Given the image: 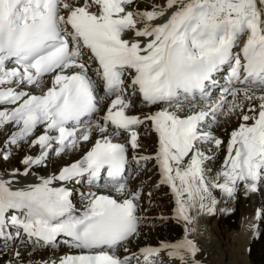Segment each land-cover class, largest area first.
I'll use <instances>...</instances> for the list:
<instances>
[{
  "label": "snow or ice",
  "instance_id": "6c2138e0",
  "mask_svg": "<svg viewBox=\"0 0 264 264\" xmlns=\"http://www.w3.org/2000/svg\"><path fill=\"white\" fill-rule=\"evenodd\" d=\"M134 3L0 0V104L14 105L0 110V128L15 126L18 131L8 143L17 144L32 136L37 126H45L44 134L31 141L32 146L39 145L40 155L27 156L22 163L29 168L43 164L53 143L58 145L55 151L59 155L77 147L80 140L88 141L94 129L101 136L82 160L63 167L59 175L41 178L39 184L14 190L10 181L0 180V232L9 210L22 211L23 219L11 216L12 225L48 244L63 234L70 238V247L82 250L79 255L61 257L58 264H131L132 257L121 259L105 250L136 236L142 219L137 215L142 193L130 190L125 176L128 147L112 137L127 131L131 147L138 148V133L133 126L144 120L152 121L158 134L154 158L160 167L161 183L170 186L175 217L186 225L193 222L192 208L215 214L213 188L234 198L241 182L246 193H255L264 184V95L256 97L258 107L249 109L253 115H243V123L231 133L224 166L218 173L222 183L206 177V157L196 147L197 142L210 141L217 147L223 143L211 132H202L201 124L210 116L215 120L228 104L229 95L233 97L229 111L240 107L235 103L239 89L231 85L241 81L242 73L244 81L264 86V0H166L145 10L134 8ZM129 32L133 34L131 39L126 38ZM245 37L242 55L234 53ZM92 61L97 65L95 76L103 84L105 96L98 95L97 80L89 75ZM9 63L15 66L9 67ZM225 64L232 65L228 86L218 101L209 103V84H215L213 74ZM128 71L134 72L131 85L144 102L166 106L143 120L128 115L131 101L124 95ZM45 76H51L52 83L42 94L23 90L39 86ZM197 94L205 101L204 108L181 115L178 101H194ZM244 96L253 99L247 90ZM106 97L114 98L102 120L93 124L91 118L101 111ZM3 158L7 159V154ZM105 170L112 187L125 198L88 192L84 194L87 205L79 215L69 199L71 191L51 186L84 173L92 184ZM23 174H28L27 169ZM260 215L258 212L257 218ZM189 231L186 228L179 242L142 248L145 264H154L152 258L165 249L186 264L188 257L191 264H199L195 257L200 249L188 238Z\"/></svg>",
  "mask_w": 264,
  "mask_h": 264
},
{
  "label": "bare ground",
  "instance_id": "6f19581e",
  "mask_svg": "<svg viewBox=\"0 0 264 264\" xmlns=\"http://www.w3.org/2000/svg\"><path fill=\"white\" fill-rule=\"evenodd\" d=\"M165 2H166V0H135V3L133 5V7L134 8H137L139 10H145V9H151V7L153 5H157V4L158 5H163V4H165ZM157 22L159 23L160 21H157ZM132 37H133V34L131 32H129V33L126 34V38L131 39ZM84 59L87 61L88 60V56L85 55ZM92 64H95V62L94 61L90 62V66H92ZM14 66L15 65L13 64L11 67H14ZM89 75H91L94 80H97V77L95 76L94 69H92V71H89ZM51 83H52L51 76H46L44 78V80H43V83L40 84L39 86H35V85L27 86L23 90L24 91L29 90L28 92H31L32 94L39 95V94H42L44 91H46L48 87H51ZM18 90H19V88H18ZM97 91H98V95L105 96V91H104L103 85L101 83H98V81H97ZM100 91H101V93H100ZM133 92L136 95H139L138 91H136L135 89H133ZM258 96H260V94H257L256 96H252L253 99L248 100V99L245 98L244 94H241V91L239 90V92L237 93V96L235 98V103L238 104V105H240V107H238L233 112H230L229 111V107H231V105L233 103V97L230 96V95L227 96V100L229 102L226 105V107L223 110V112H221V114L217 118V119H219V123L215 124L214 127L211 128V130H209V131L214 133V131H216V127L219 126V125H222V123H224L226 125L227 124L234 123V122H231L232 121V118L234 116L238 115V114H242V116L243 115H250V116L253 115V113L250 112L249 109L250 108H253V107H258V105L260 103V101L258 99H256V97H258ZM111 99H112V97H106L105 98L103 104L101 105V109L102 110L105 109L110 104ZM140 104H142V105L139 107ZM248 104L250 105L249 107L247 106ZM131 106L127 109V112L128 113H141V114H144V115H148V113H149V112L147 113L148 110H144L146 108V106L143 104V100L142 101H134L133 100V104H131ZM204 106H205V101L193 102L192 103V106L190 108V111L191 112L192 111H199L201 108H204ZM5 107H9L10 108V107H14V105L1 106L0 107V110H2ZM162 107H165V106L160 105V107H154V108L153 107H150V110L149 111H153L154 109H156L157 111H159ZM181 107H182L183 110L180 113L181 114H186L188 112V110L184 106H181ZM241 108H242V111H241ZM129 109H130V111H129ZM171 109L172 108H170V110ZM103 113L104 112L102 111V112H98V113L93 114L92 123L95 124L96 122L101 121L102 120ZM152 113H154V112H151V114ZM139 117L143 120L142 116H139ZM217 119L212 120V118L210 116L209 118H207L201 124V127L206 128L207 127V125H206L207 123L210 124V123H212L214 121H217ZM145 121H148L150 124H153L152 121H150V120H144V122ZM242 122H243V120H242ZM248 123L251 124L252 121L250 120V121H248ZM7 125H9V124H7ZM7 125L4 126L5 127L4 130H5V133L6 134H10V133L13 134L14 132L18 131V129L15 126H13V125L7 126ZM141 125L142 124H140L139 126H133V130H135L138 134L140 133L139 132V129H142ZM81 127H83V125H81ZM231 127H234V125L231 126ZM96 131L97 130H95V129L93 130L92 136L89 139L90 142L87 144V145H89L88 148L97 139V136H96L97 133H96ZM151 131H153L155 133V136H156V142L155 143H158V141H157L158 140V134L154 131V129L151 130ZM44 132H45V129L41 130V133L39 135L44 134ZM0 133H2L1 132V129H0ZM111 133H113V129L111 130ZM120 136H123V138L120 137ZM0 137H1V135H0ZM36 137H38V135ZM141 137H139V135H138V144H139V139ZM2 138H0V139H2ZM35 138H32L30 140V142L27 144V146H28V148H27L28 154L26 155V157L27 156L38 157L40 155V154L39 155L37 154L38 152L41 151L39 145L32 146V144H31V141L34 140ZM112 138H113L114 141H118L119 143H125L127 145V147H128V156H129L128 157V162H129L130 168H131V172L130 173H135L137 171H140L141 169L139 168V165L146 163L148 165V167H152V168L154 167L155 170H156V172L160 174L159 164L156 161V159L153 157V156H155L154 154L153 155H150L153 158L152 159H149L147 161L140 160L139 158L141 156L140 157H135V158L133 157V155L136 154V153H133V151L139 149L140 146L138 148H135V149H133L131 147V145L129 143V139H130V133L129 132L121 130L120 131V135H118V136L117 135H113ZM216 138H219L221 140V137L219 135ZM22 142L23 141H20L17 144H21ZM82 143H86V141L80 140V142H79V144H78L77 147H75V148H68L64 152L60 153L59 155H62L64 153L68 152V151H69L68 154L72 153L74 150H77L78 151L79 150V147H81V149H82ZM228 144H229V142L227 143V147H228ZM57 147H58V145L54 146V148H52V150H49L47 159L45 160V162L43 164H46L47 163V160L49 158H51V156L53 157L54 154H56L55 149ZM220 147H221V145L219 146V148ZM54 151H55V153H54ZM214 151H215V148H213V150L212 151H209V152L213 153ZM0 152H2V150H0ZM205 152L208 153V151H205ZM202 153H203V151H202ZM136 155H139V154H136ZM190 155H191V153H190ZM226 156H227V154H225L224 159L220 163V166L218 167L217 171H215L213 169L214 166L212 165V163L215 162L217 159H219L221 157L220 151H218V153H216L214 155L211 154V156L208 157L210 159L207 158L203 162V165H205V172L207 173L206 170H208V165H212L211 168H212V172H213V178L215 180H218V182H221V183L223 182V177L222 176H218V173L222 170V168L224 166V161H225ZM187 159L188 158L186 157L185 158V164L187 163ZM11 161H12V159H11ZM13 162H16V161L13 160ZM43 164H41V165H43ZM41 165H32L29 168L28 166H26L24 163L21 162V164L16 165V169L22 172L24 170V168H25V170L29 168L31 170V173H33V169H32L33 166H36L35 167L36 169H41ZM152 168H150V169H152ZM16 169L14 168L11 171H8L7 173L10 172L12 174L13 172H16L17 171ZM0 175H1V173H0ZM7 176H10V175H6L5 177H7ZM146 176H147V178H151L150 177V174H147ZM86 177H88V176H86ZM151 179H153V178H151ZM35 180H37V176L33 177V179H30L31 182H33ZM82 180H84L85 183L87 185H89L88 187H86L83 190H81L80 187H79L80 186L79 183H82L83 182ZM28 183H29V180H28ZM71 183H74V185H75L76 195L78 194V190L83 191L84 194L88 193L87 192L88 190H90V191H92V190H98L97 187L100 188V190H101V187L99 186V183L97 181L94 182L96 184L87 183L84 176L81 177L79 181H76V180H73L72 179L71 180ZM159 183L160 184H158V185H163L161 182H159ZM260 186L262 187L263 184L260 185ZM128 188L130 190H132L133 192H136L137 191V190H135V188H134V186H133V184L131 182L128 184ZM216 190H219V188H216ZM258 192H260V191H257L255 193H246L244 186H243V189H242V192H241L244 195V197H246L247 201L245 200L246 201V204L244 206H242L243 208L241 210L242 211V214H241L240 221H239V228H238V230H236L237 232L235 231V233L233 234L234 235L235 246H233L232 248H229V252H231V255L234 258V263L235 264H250L247 261L248 260L247 257L250 256L251 243L254 241V238L256 237L257 233H259V231H260L259 230L260 229V222L263 219V215L262 214L260 215L259 218H257V212H258V210L260 208L262 210L263 207H264V200H263V202H261V201L258 200V197H257ZM112 193L114 194L115 197H117L119 199H121L122 197H124L120 193L116 192L115 190H113ZM84 194H82V196L80 198H76L78 204H81V203L82 204L83 203L86 204L88 202L87 199L85 198V195ZM224 196L225 197H223V199L221 201H217V203L215 205V209H216L215 213H217V210H218L217 207H219V206L221 207L222 206L221 204L224 203V201H225V199L227 197L226 195H224ZM141 202H142V198L138 201V208L140 207ZM197 211L201 212L198 209V207L197 208H192L190 210V215H191V217H193V222L191 224H187V227H186L188 229H191V231H189L187 233L188 234V238L194 240L195 242L200 241V240H202V242H203V240L207 242V237L206 238H203V236H206V235H209V234H207L205 230H202V228H201V231L199 232V230H198V226L200 227L199 220H201V222L204 225H206V219L209 218L211 215H214V214H209V213H207V211H203L201 213L203 215L204 214H206V215L204 216V218H201V216H200V219H198L197 218ZM21 214H23V212ZM208 233H210L209 230H208ZM215 234L210 233V235H215ZM208 237H210V236H208ZM0 240H4L5 242L8 241L6 243L7 245L3 244L2 241H0V248H1V250H0V263L2 261L6 260V259H12L14 256H16L15 255L16 252H19L20 253V255L17 256V257H19L20 259H22L24 261H28L29 262V260H33V259L40 260V261L56 260L57 261V264H58V261H59V259L61 257L73 255V254L76 253V251H75L74 248H70V247L64 246L61 242H56L57 244H48L47 242L46 243H42V244L41 243L30 244L29 243V237L27 235H23L21 237L15 238V240H13L12 242L10 240H8L7 236L3 235L2 237H0ZM19 240L21 241L20 243H19ZM213 240H215V237H213ZM16 243H19V244L17 245ZM214 244H215V242L213 243V245ZM20 245L26 246L28 251H24L22 249L23 247H21ZM206 245H207V243H206ZM216 245H217V243H216ZM211 246H212V244H211ZM219 246H220V243H219ZM43 248H45V249H49L50 248V249L48 251H42ZM205 248H206V246H205ZM6 251H7L8 254L5 253ZM124 252L126 253V251H124ZM129 253H135L136 257L140 259L141 263L142 264H145L144 257H143V255H141L140 251H137V252L129 251ZM222 254H224V253H222ZM199 256L202 258V263L199 261V258H197L198 261L200 262V264H204L203 261H205V260L207 261L208 260V259H204L202 257V253L199 254ZM209 256H211V254H209ZM160 257H161L160 258L161 260L168 259L169 261H172L173 263H180L179 260H181L179 258V256L170 257L168 254L165 253V250L161 251V256ZM163 257H165V258L163 259ZM187 259H189V261L191 262V258L190 257H188ZM195 260H196V258H195ZM181 261H184V260H181ZM206 261H205V263L207 264ZM172 262H169V263H172ZM166 264H168V263H166Z\"/></svg>",
  "mask_w": 264,
  "mask_h": 264
},
{
  "label": "rangeland",
  "instance_id": "374dc122",
  "mask_svg": "<svg viewBox=\"0 0 264 264\" xmlns=\"http://www.w3.org/2000/svg\"><path fill=\"white\" fill-rule=\"evenodd\" d=\"M1 106H5V105L0 104V107ZM144 110H148L147 113L148 112H153V111H149L150 107H146ZM241 116H242V114H238V115L234 116L232 118V121H231V122H234V123L227 124V125L222 123V125H219V126L216 127V131H214V133L218 132L217 134L221 137L222 141L225 138L224 142L221 144L220 148L217 147L212 142L208 143L206 146H204L203 155L206 157V159L208 157H210L211 154L214 155V154L218 153V151H220L221 157L219 159H217L215 162L212 163L213 166H214V164H216V165L220 164V162L223 161L225 154H227L228 147H227V144L225 145V143H226V141L228 139V136H229V130L234 128V127H237L239 125V123L242 121V117ZM144 124H146V126ZM10 125L11 124H9L7 126H10ZM233 125H234V127H231ZM141 127H142V129H139L140 133L138 134L139 137L142 136L139 139L140 148L135 150V151H133V153H136V154H139V155L140 154H147L146 152H149L147 150L151 149L153 147L155 148V150L157 149V143H155L156 142V136H155V133L153 131H151V130L154 129L153 124H150L148 121H145V122L142 123ZM4 128L5 127L0 128L1 132H2V133H0V135H1L0 138L3 137L2 139H0V141H1L0 142V150H2V152L0 153V167L2 168L1 171L8 172V171H11L14 168L16 169V165L21 164L22 160L26 157V155L28 154V152H27V148H28L27 144L30 141L25 142L26 144L23 143L24 142L23 141L22 142L23 144L20 145V147H19V145L10 144V143H8V141H9L12 133L6 134ZM96 133H97L96 136L98 138V135H100V133L98 131H96ZM109 133H111V131H109ZM148 133H150V134L148 135ZM123 136H120V137L123 138ZM89 142L90 141L88 140V141H86V143H82V149L88 148L89 145H87V144ZM154 144H155L156 147L153 146ZM213 148H215L216 151H214L213 153L209 152V151H212ZM82 149H81V147H79L78 151H80ZM78 151L74 150L72 153L69 154V156L71 155L72 157H76L77 155H75V154H77ZM205 151H208V153L205 152ZM68 153H69V151L64 153V154H68ZM5 154H7V156H8L7 159L3 158V155H5ZM37 154L39 155L40 152H38ZM64 154H62V155L54 154V156L52 158H49L47 160L46 164L41 165V169H36L35 168L36 166H33L32 169H33L34 172L32 173V176L33 177L37 176V177L41 178V177L44 176L43 174H47V172L49 170H56L58 168V166L62 162L66 161V156ZM138 157H140V156H138ZM11 159H12V161H11ZM220 159H222V161ZM13 160L16 161L17 163L13 162ZM212 165H208V170H206V171L207 172L211 171L212 177H213V172H212V168H211ZM144 166H145L144 167V172H141V170L135 172L134 179L131 180L130 182L133 184L135 190H137V191H140L141 187L142 188H148L149 187L147 189V194L146 195H150L151 194V199L156 204L151 206V208L153 210L151 208L147 207V208H145V211L147 213H149V217L148 218H150L151 216H160V214H159L160 212L158 210L170 208V205L167 204V202H166V200L168 198L167 188L161 190L162 187H158V189H157L158 191H154V189L152 187H150L152 185V179L151 178H155L158 175V173L156 172L154 167L153 168L152 167H148V165L146 163L144 164ZM150 168H152V169H150ZM213 169H214V167H213ZM24 171H25V168H24L22 174L24 173ZM147 174H150L151 178H147V176H146ZM19 177H21V175H18L16 180H19ZM82 181H83L82 183H79V185H80L79 187H80L81 190H83V189H85L86 187L89 186V185H87L85 183L84 180H82ZM154 181H155V179H154ZM153 184H154V188H156L157 186H160V185H157V183H153ZM158 184H160V183H158ZM243 186H244L243 183H240L238 185V192L237 193H239L240 195H236L235 196V200L233 198L228 197V196L226 197L224 203L221 204L222 206L221 207L220 206L217 207V209H218L217 213H215L214 215H211L209 218L206 219V225H204L201 222V220H199V225H200V227L198 226L199 232L201 231V228H202V230H205L206 233L209 234V235L203 236V238L207 237V242L204 241V240L202 242V240H200L201 242L198 241V243H197V246L200 247V249H201L202 257L204 259H208L207 261L205 260L207 262V264H235L234 263V258L232 257L231 252H229V248H232L233 246H235L234 235L233 234L239 228V221H240V217H241V214H242L241 210L243 208L242 206H244L246 204V201H247L246 197H244V195L241 193L242 189H243ZM97 189L100 190V188H98V187H97ZM81 190H78V194L76 195V198H80L82 196V194H84V192L81 191ZM213 191H212V196L215 197V199H217L216 201H221L223 199V197H225L224 196L225 194L222 193L220 189L216 190V188H214ZM158 192L159 193L162 192V193L159 195ZM259 193L260 192H258V195H260V194H262V195H260L258 200L263 202V200H264V190L262 189L261 193L260 194ZM163 194H165V195H163ZM170 196H171V194H170ZM146 198L142 197L141 205L143 204V202L146 201ZM169 200H170V203L172 204V208L169 209V210L163 211V213L168 214V215L170 213H172L171 211H173V207L175 205V198L172 197V199H171L169 197ZM149 204H152V202H150ZM141 205H140L139 208H142ZM238 206H239V210H238ZM198 212L199 211H197V218L198 219H200V216H201V218H204V216L206 215V214L203 215L201 212H199V213ZM263 212L264 211L262 210L263 219L261 220L260 229H259L260 231H259L258 235H256V237L254 238V241L251 243L250 256L247 257V259H248L247 261L250 264H264V213ZM208 230L210 231V233H212V234L216 233V234L215 235H210V233H208ZM142 231L143 232L141 233V235L136 240L139 244L140 243H148L149 241L156 243L159 240L158 238H166V239L175 238L177 235L181 234L182 229H181L180 224L176 220L170 218V219H167L165 221H162V223H158L156 221V223L152 224L151 226H145V228ZM208 236H210V237H208ZM213 237H215V240H213ZM213 241L215 242L214 245H213V243H214ZM20 242L21 241L19 240V243ZM19 243H16V244L18 245ZM206 243H207V245H206ZM216 243H217L218 246L216 245ZM219 243H220V246H219ZM211 244H212V246H211ZM20 246L21 247H26L24 245H20ZM205 246H206V248H205ZM49 249L43 248L42 251H48ZM0 250H1V248H0ZM5 253L8 254L7 251ZM222 253H224V254H222ZM209 254H211V256H209ZM198 258H200L199 261L202 263V258L200 256H198ZM197 260L198 259H196V261ZM163 261H164V264H166V263H168V264H186V261L184 262V261H181V260H179L180 263H173L172 261H169L168 259H164ZM205 261H203L204 264H206ZM169 262H172V263H169ZM187 264H191L189 259H187Z\"/></svg>",
  "mask_w": 264,
  "mask_h": 264
}]
</instances>
